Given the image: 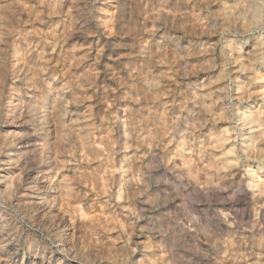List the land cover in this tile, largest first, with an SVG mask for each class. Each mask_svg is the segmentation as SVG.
<instances>
[{
    "label": "clouds",
    "instance_id": "obj_1",
    "mask_svg": "<svg viewBox=\"0 0 264 264\" xmlns=\"http://www.w3.org/2000/svg\"><path fill=\"white\" fill-rule=\"evenodd\" d=\"M0 264H264V0H0Z\"/></svg>",
    "mask_w": 264,
    "mask_h": 264
}]
</instances>
